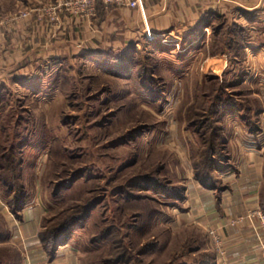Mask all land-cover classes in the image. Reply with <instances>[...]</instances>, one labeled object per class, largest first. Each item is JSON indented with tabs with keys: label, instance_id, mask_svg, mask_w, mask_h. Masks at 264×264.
<instances>
[{
	"label": "rangeland",
	"instance_id": "374dc122",
	"mask_svg": "<svg viewBox=\"0 0 264 264\" xmlns=\"http://www.w3.org/2000/svg\"><path fill=\"white\" fill-rule=\"evenodd\" d=\"M51 1L36 4L40 20ZM69 8L90 43L62 52L37 87L0 90V264H29L31 233L59 263L218 264L209 211L257 188L264 212V60L217 69L182 39L107 45L95 8ZM217 39L212 53L232 41L227 29ZM86 47L107 52L92 59Z\"/></svg>",
	"mask_w": 264,
	"mask_h": 264
},
{
	"label": "crops",
	"instance_id": "0c3cea01",
	"mask_svg": "<svg viewBox=\"0 0 264 264\" xmlns=\"http://www.w3.org/2000/svg\"><path fill=\"white\" fill-rule=\"evenodd\" d=\"M50 1L48 0V7L52 3ZM69 1L70 3H63L56 0L60 4L57 9L59 22L49 23L43 19L48 13L45 11L47 4L41 6V20L40 9L36 5L40 2L44 4L47 0H22V10L23 7H30L27 9L28 15L22 18H19V13L11 7L15 3L19 5L20 0H0V31L6 36V41L0 45V90L14 83L25 85L23 83L29 79L33 81L29 87H37L44 69L68 57L62 52H73V55H77V46H81L83 42L89 44L94 38L95 33L90 30V25L79 35V19L69 8L76 0ZM143 3L145 18L138 9L116 4L107 5L102 0L96 1L95 13L98 11V15H102L100 32L103 38H107V45L111 37H116L115 45L120 44L118 41L127 40L130 42L127 45L140 46L141 37L145 35L146 20L150 30L156 34L155 40L161 41L159 35L171 33L175 38L173 42L182 39L181 43L184 50L187 49L188 56L194 49L202 48L206 54L208 52L205 60L216 66L215 68H224L232 57L233 61L245 60L248 56L255 60H264V41L256 43L249 39L254 34H264V0H143ZM225 29L229 30L230 38H236L238 34L244 35V46L236 52L235 43L218 44L220 47L212 53V45H217H211L210 41L213 37L221 38ZM211 31H215V34H211ZM80 52L94 59L103 56L107 51L86 47ZM235 192L234 190L231 198L234 196L239 200L241 209L230 208L231 203H235L228 197L230 201L226 205H217L220 206L219 213H216V208L209 211V214L220 217H217L218 222L215 225L208 228L213 227L219 231L226 250V259L230 264H264L261 229L257 219L247 214L260 209L259 190L247 188L241 195ZM241 214L247 215L245 220L236 226L231 225V221ZM35 234L37 233L27 236L31 255L29 264H73V255L69 261L64 258V262L59 263L57 259L63 256L60 251L55 260L48 259L42 250L41 241ZM217 262L220 264L219 256Z\"/></svg>",
	"mask_w": 264,
	"mask_h": 264
},
{
	"label": "built area",
	"instance_id": "2783aa9c",
	"mask_svg": "<svg viewBox=\"0 0 264 264\" xmlns=\"http://www.w3.org/2000/svg\"><path fill=\"white\" fill-rule=\"evenodd\" d=\"M96 1L97 0H76L73 3H76V4L79 3L82 5V7H87L89 9L90 14H92V12L94 11V7L92 6L93 4L91 3H94V2L96 3ZM103 1L107 5L116 4L119 6H125L129 8L138 9L139 11H141L142 15L145 18L143 0H103ZM58 6L59 4L52 6L50 8V11H48L49 15H51L52 21H57L59 19L56 13ZM144 36L147 41H154L156 38V34H154L150 30L149 26L146 23V20H145V35ZM159 36H161L160 39L163 43L173 42V40L175 39L173 37V34L171 33H164ZM0 41H1V34H0ZM247 214L257 219L258 226L262 232L261 248L264 253V212L261 209H257L254 211H250ZM246 217L247 215L241 214L239 217L231 221V225L236 226L238 224H241L245 220ZM208 235H209L211 242L214 244V246L216 247V250L218 251L220 264H228V261L226 259V250L223 247V244H222L223 240H222V237L219 231L216 228L210 227L208 228Z\"/></svg>",
	"mask_w": 264,
	"mask_h": 264
},
{
	"label": "trees",
	"instance_id": "16d2710c",
	"mask_svg": "<svg viewBox=\"0 0 264 264\" xmlns=\"http://www.w3.org/2000/svg\"><path fill=\"white\" fill-rule=\"evenodd\" d=\"M228 32H229V30H228ZM245 42H246L245 36L242 34H238V37L232 38V41H230L231 44H234V43L236 44V52H237L238 48H242L241 46H244ZM147 43H152V42H147ZM238 52H240V51H238ZM232 59H233V57H232ZM89 210H90V207H87L86 211L83 213V215L81 217H79L77 220L84 218L87 215V213L89 212Z\"/></svg>",
	"mask_w": 264,
	"mask_h": 264
}]
</instances>
